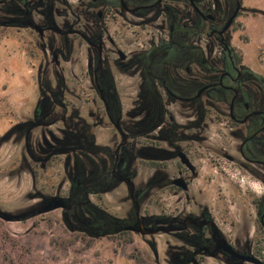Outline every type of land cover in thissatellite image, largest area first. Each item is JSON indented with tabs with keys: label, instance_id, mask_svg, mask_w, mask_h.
Masks as SVG:
<instances>
[{
	"label": "flooded vegetation",
	"instance_id": "1",
	"mask_svg": "<svg viewBox=\"0 0 264 264\" xmlns=\"http://www.w3.org/2000/svg\"><path fill=\"white\" fill-rule=\"evenodd\" d=\"M237 8L240 11L238 0H0L5 14L0 26L30 30L38 39L33 44L39 62L40 97L32 119L18 130L29 135V129H41L45 148L40 152L47 158L30 153L42 168L58 156L73 161L74 176L69 177L64 210L79 205L85 210L81 216L89 217L88 210L95 206L92 196L100 200L124 184L131 203L127 220L96 206L111 221H119H107L102 237L116 236L130 232L122 229L137 227L138 222L148 226L137 206L140 210L146 193L162 185L164 193L177 200L172 210L165 205L161 225L166 230L168 264H264V79L237 62L227 39L228 29H223ZM108 21L117 24L121 42L123 24L133 28L130 55L111 38ZM153 23L158 25L157 32H164V38L153 34ZM217 47L221 51L214 57ZM78 51L85 62L80 74L93 91H70L66 85L62 65H72ZM116 73L128 74L134 80L136 97L128 103L129 110L123 108ZM50 76L55 78L54 85ZM70 94H96L97 101L86 100L96 106L86 113L90 122L68 107ZM173 105H188L194 120L176 122L166 110ZM211 120L220 131L214 130L223 147L206 149L263 188L251 200L254 222L242 225L233 236L228 234L232 226L228 232L222 228L226 225L223 214L217 222L212 208L190 195L192 180L197 177L194 162L203 157L194 144L207 141L212 124L206 121ZM54 126L60 136L50 130ZM97 129L109 131L103 145L96 140L93 131ZM138 139L145 141V146L137 148ZM159 143L165 148L160 149ZM180 155L191 166L183 164ZM142 156L165 161L162 181L154 176L144 190L135 185L136 175L131 171L137 157ZM172 160L176 164L170 171L166 162ZM177 180L182 185L176 184ZM129 184L134 187L132 196ZM78 218L74 219L78 222Z\"/></svg>",
	"mask_w": 264,
	"mask_h": 264
},
{
	"label": "rangeland",
	"instance_id": "2",
	"mask_svg": "<svg viewBox=\"0 0 264 264\" xmlns=\"http://www.w3.org/2000/svg\"><path fill=\"white\" fill-rule=\"evenodd\" d=\"M238 1L240 11L227 30V39L232 50L240 57L241 66L264 79V0ZM4 19L5 14L0 9V22ZM157 23H153V34L161 38L164 32L162 35L157 32ZM123 26L124 41L121 42L117 24L112 21L107 24L111 38L118 42L124 53L130 55L133 50V28L127 24ZM37 40L30 30L0 26V211L12 216H23L39 210L53 197L66 198L69 177L74 176L75 169L73 161L68 162L66 156L53 158L42 168V164H37L30 153L43 160L47 158L40 152V148H45L40 138L41 129H29V135L18 130L32 119L33 108L40 97L36 75L39 62L33 44ZM202 43L205 47L204 36ZM203 50L208 56L207 51ZM220 51L221 48L217 47L214 57H218ZM81 52L74 54L72 65H62L64 79L70 91H93L87 78L80 74V69L85 68ZM116 78L123 108L129 110L128 103L136 97L134 80L122 73H116ZM50 80L54 85L55 78L50 76ZM93 98L97 101L96 94H70L68 107H74L85 121L90 122L86 113L94 111L96 106L87 104L86 100ZM166 110L174 115L178 123L192 122L195 117L190 114L192 110L188 105H173ZM100 114H103L102 111ZM138 120H141V116ZM206 123L212 124L206 134L207 141L194 144L203 157L194 162L197 177L192 180L190 195L210 206L217 222L221 221L223 214L226 225L222 228L228 232L232 226L228 234L233 236L241 231L242 225L254 222L255 211L251 200L259 196L263 188L252 178L241 176L238 173L240 170L225 159L214 158L215 154L206 149L223 147L220 145L221 138L216 135L220 131L215 130V123L212 120ZM50 130L56 134L57 128L54 126ZM93 132L99 144L106 143L109 131L97 129ZM136 142L137 148L146 144L142 139ZM157 146L165 148L163 143ZM206 157L214 159L209 161ZM95 164H98L97 159ZM163 164L165 161L161 158L137 157L131 168L136 175L135 185L144 190L152 177L162 181L165 173L161 167ZM166 164L170 165L172 171L176 163L172 160ZM87 168L91 169L92 166L88 165ZM100 198L98 200L92 196L90 201L119 220H127L125 216L130 211L131 203L124 184ZM176 202V197L169 198L164 193L162 185L156 186L142 199L139 215L148 221L147 228L161 226L167 211L165 205H170L169 209L172 210ZM84 213L82 207L74 205L71 210L57 209L20 221L0 219V264H168L166 236L163 233L141 236L125 232L111 237H90L74 219ZM152 218L156 220L151 221Z\"/></svg>",
	"mask_w": 264,
	"mask_h": 264
},
{
	"label": "water",
	"instance_id": "3",
	"mask_svg": "<svg viewBox=\"0 0 264 264\" xmlns=\"http://www.w3.org/2000/svg\"><path fill=\"white\" fill-rule=\"evenodd\" d=\"M238 12H239V9L237 8L233 12V14L230 16V18L227 20V22L223 28L224 30H227L230 28L231 24L233 23V21L237 17ZM122 57H124V56H122ZM9 135L10 134H8V136ZM179 157H180L181 162L183 164H186L187 166H191L184 155H180ZM181 182H182L181 180H177L175 183L176 184L179 183L180 185H182ZM128 186L130 188V195L132 196L134 187L132 184H129ZM182 187H184V186H182ZM66 208H67V205H66L65 200L63 198L53 197V198L48 199L46 204L41 209L33 211L30 214H25L23 216H12V215H9V214H6V213H3L0 211V219H2L4 221H20V220H25V219H28L30 217H33V216H36L39 214H43V213H47V212H50L53 210L66 209ZM137 213L139 214V207L138 206H137ZM122 230L134 232V233L140 234L141 236H154L156 234L166 232V230L162 226H156L154 228H147L143 225V222H138L137 227L126 226Z\"/></svg>",
	"mask_w": 264,
	"mask_h": 264
},
{
	"label": "trees",
	"instance_id": "4",
	"mask_svg": "<svg viewBox=\"0 0 264 264\" xmlns=\"http://www.w3.org/2000/svg\"><path fill=\"white\" fill-rule=\"evenodd\" d=\"M234 52V50H232ZM236 60L238 63L241 62L240 57L235 54ZM93 210L90 209V215L89 217H86V215L79 216L78 218V224L83 228L82 231L90 236V237H102L105 236L104 233H102L103 228L107 227L108 222H112L109 218L105 217L104 213L96 206L91 205ZM108 221V222H107ZM119 223V221H117ZM116 221H113V223H117Z\"/></svg>",
	"mask_w": 264,
	"mask_h": 264
}]
</instances>
